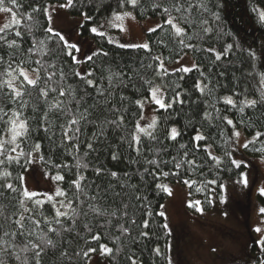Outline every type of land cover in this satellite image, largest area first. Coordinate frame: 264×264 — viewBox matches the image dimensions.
Here are the masks:
<instances>
[{"label": "snow or ice", "instance_id": "6c2138e0", "mask_svg": "<svg viewBox=\"0 0 264 264\" xmlns=\"http://www.w3.org/2000/svg\"><path fill=\"white\" fill-rule=\"evenodd\" d=\"M77 2L50 0L41 4L34 0L25 8L22 0H0V13L9 17L0 25V264H45V258L49 256L55 264H89L97 252L101 257L115 260L122 250L121 238L131 236L134 228L139 231L138 238L133 237V243L155 237L150 221L155 223L154 216L166 221V213L154 212L147 194L136 185L122 182L127 180V172L121 177L118 171L103 165L90 169V154H97L100 147H108L114 161L121 159L122 148L134 153L132 163L143 168V173L138 174L141 179L151 177L157 193L173 195L172 188L163 182L171 176L189 189L195 185L198 193L205 192L210 185H217L221 203H226L227 193L221 172L232 170L221 165L227 160L232 167L239 169L243 163L233 156L241 147L238 125L253 129L251 139L246 140L242 147L249 149L252 146V150L261 153L264 160V125L257 129L256 124L260 121L253 120L255 111L264 113V70H257L258 62L264 69V48L259 51L252 46L244 49L236 40L229 43L224 39L230 35L220 23L225 0H152L150 7L152 11L160 12L162 20L147 31L164 35L159 40L150 36L148 41L138 44L122 43L108 33L113 28L126 30L125 20L136 19L126 8L140 7L139 0H117L118 10H113L104 22L94 20L87 12L82 13L89 21L87 30L93 36L103 38L117 48L140 50L145 54L139 62L140 70L117 65L118 70L109 68L107 74L104 69L97 68V58L107 59L111 50L105 51L100 47L80 56L82 46L78 42L72 43L71 37L52 27L57 9L73 8ZM22 8L24 11L21 12ZM252 11L264 24V8L254 6ZM34 14H41L47 22L48 26L42 30L44 39H38L33 33L36 25ZM25 36L31 38L27 48L24 47ZM53 38L56 50L46 43ZM170 43L172 48H169ZM154 48L159 51H154ZM236 51L247 57L249 71L242 75L255 79L257 87L250 94L238 81L239 91L233 89L231 94L217 97L218 89L225 87L219 79L226 72L220 69ZM189 53L193 57L191 63H181ZM61 54L70 58V65L56 62ZM173 63L178 66L172 67ZM85 64L88 67L81 71L80 66ZM143 69H151V78H143ZM194 73H199V76L193 79L192 91L204 99L192 100L179 82L169 79L177 76L178 81H184L186 76ZM70 80L79 82V87H74ZM137 83L145 88L147 95L133 101V113L125 104L128 97L120 90L135 89ZM250 95L255 98H250ZM186 99L205 105L203 120L210 124L213 113H216L215 119H221L217 103L236 109L240 114L237 121L222 117L231 128V136L224 137L221 133L225 146L222 156L213 154V143L208 142L211 137L199 129L191 137V149L180 143L178 147L183 151L179 155H170L169 159L161 155L166 146L154 134L158 118L153 116L150 121L141 123L145 120V105L151 104L156 111L163 110L171 115L169 110H174L175 105H183ZM246 109L253 110V114H247ZM98 110L103 114L102 118ZM133 115L135 119H132ZM129 120L131 129L127 127ZM109 130L120 132L117 143H109ZM180 135L176 127H171L165 138L177 141ZM149 141L161 145V149L155 151L148 149L151 156L146 155L144 149V144ZM257 143L259 147H256ZM201 152L205 154L204 158L199 156ZM61 156L71 157L74 163L69 164L66 159H60ZM34 165H40L44 177L55 186L54 191L29 190L24 173L32 170ZM89 171L92 178L87 175ZM209 172L212 179L207 178ZM69 173L71 177L66 178ZM195 174L203 179L198 182L188 178ZM239 175L240 179L235 183L247 187V174L241 172ZM113 185H117L119 191ZM211 191L215 192L216 188ZM110 192L112 196H109ZM129 192L134 204L127 202ZM258 192L264 197V186L259 187ZM122 193L123 198L115 204L113 197H121ZM205 198L209 204L213 203V199ZM106 200H112L115 207L106 204ZM202 204L200 199L186 202L189 209L201 215L204 213ZM45 205L49 207L46 209ZM137 211L141 213L139 224L135 218ZM258 213L264 217V206L258 207ZM260 223L264 225V220ZM159 227L164 237L172 235L167 222ZM110 228L119 233L111 240L114 247L102 239L107 238ZM254 231L264 233V227L257 226ZM65 234H74L81 245L70 250ZM256 244L261 253L257 264H264V235ZM151 251L166 264H172L167 250L162 251L155 246ZM126 258L129 264H144L137 251L130 250Z\"/></svg>", "mask_w": 264, "mask_h": 264}, {"label": "trees", "instance_id": "16d2710c", "mask_svg": "<svg viewBox=\"0 0 264 264\" xmlns=\"http://www.w3.org/2000/svg\"><path fill=\"white\" fill-rule=\"evenodd\" d=\"M34 0H22V3L24 4L25 8L29 4H32ZM50 0H39V3L44 4L48 3ZM116 2L117 0H78L76 3V6L73 8H68V13L72 16H79L83 17L84 12H87L89 15H91L94 20H99L100 22L104 21L105 19L110 17V14L113 10L116 9ZM140 7L133 9L131 7H127L126 10L131 11L138 19L145 20L149 18H160L162 20L161 14L159 11H152L150 4L152 3V0H139ZM254 6H258L260 8H264V0H225L224 8L221 11L222 21L220 22L222 24V27L224 28L226 33H230V35H226L224 39L231 43L232 40H236L237 43L240 45L241 48L247 49L249 46H252L253 49L259 51L262 48H264V24H262L258 16L255 12L252 11V8ZM20 11H24V8L20 9ZM30 11V9H29ZM36 25L33 28V33L37 36L38 39H44V35L42 34L43 28L47 27V22L44 19V17L41 14H34ZM89 27V21L85 20L80 23V33L83 37H90L95 41L97 44V48L103 47L105 51H110V55L107 59L104 57L97 58V68L98 69H104L105 74H107V69L111 68L112 70H118L117 65L120 67H129L133 69H139V62L142 58L145 57V54L140 50H132V49H120L112 44H108L106 40L100 37H95L93 34H91L87 29ZM23 31V29H22ZM164 34L161 33L160 35H154L149 32L146 33L147 41L149 40V37L152 36L153 40H159ZM31 38L28 36H25L24 38V47L27 48L30 46ZM49 48H52L54 50L57 49V44L55 38L51 41H47ZM169 48H172L171 43L169 44ZM154 51H159L158 48H154ZM168 53L165 52V55ZM191 54V53H189ZM192 55V54H191ZM115 63H112V62ZM57 63H63L70 65L71 60L70 58H66L61 54L57 60ZM86 67L88 65L86 64ZM221 71H225L226 75L223 78L219 79V82L224 84V88H219L216 96H222L225 94H231V91L233 89H236L239 91L240 85L239 82H242V86L244 88H247L249 93L255 91L257 84L256 80L252 78H246L245 75H242V73H247L249 71L247 67V57L239 52H234L229 62L225 63L224 68L220 69ZM257 70H264L261 69L259 66V62L257 65ZM66 71H70V69H66ZM215 71V69H214ZM141 74L143 75L144 79L151 78L152 72L151 69H143L141 70ZM99 75V73H98ZM199 73L191 74L190 76H186L184 81H178L177 76L169 77L170 80L174 82H179L182 87L187 91L188 95L191 96L192 100H198V99H204L200 98L198 93H194L192 91V84L194 77H198ZM70 83H73L74 87H79V82H74L72 80L69 81ZM159 82V81H157ZM123 95L128 97V100L125 102L126 106L128 107L130 112L135 113V105L133 101L135 99H139L142 95H147L145 88L140 86V83H137V87L135 89H127V90H120ZM171 92H169V95ZM250 98H255L252 95H250ZM34 99V98H33ZM239 99V98H237ZM216 107L220 109V120L215 119L216 113H213V120L211 124L205 120H203V109L205 108V105L202 103H192L191 101L186 99V102L183 105H175L174 110H169L171 112V115L168 113H164L163 110L157 112V118L158 123L155 131V135L157 136V139L162 141V144L166 146V151H162L161 155L164 159H169L170 155H179L183 150L179 149L178 144L183 143L188 146V149H191V137L195 135L197 129H199L200 132H202L206 136H210L211 139L208 141L209 143H213V149L214 154L217 156H222L224 151V142L221 136V133H223L224 137L231 136V128L227 126L223 120V116H228L230 119H233L234 121L239 120L240 114L237 112L236 109H229L227 106H225L223 103H217ZM247 114L252 115L253 110L246 109L245 110ZM98 115L103 116L102 113L98 110ZM132 119H135V116L133 115ZM253 120H259L260 123L256 124V128L260 129L261 125H264V113H261L260 111H255V114L253 115ZM127 127L129 129L132 128L131 120L128 121ZM171 127H176L178 131L181 133V135L177 138V141H169L165 137L167 136V130ZM238 128L242 129L247 135L252 136L253 129L252 128H245L244 126H239ZM264 130V129H262ZM91 131V129L89 130ZM120 136V132L109 130V136L108 141L111 144H115L118 142ZM143 139V138H142ZM264 139V138H262ZM46 143V142H45ZM203 143V142H202ZM48 147H53L52 145H47ZM256 147H259V143H257ZM151 148L154 151L161 149V145L157 144L155 142H146L144 144L145 154L148 156H151L152 153L148 151V149ZM81 152H83V147L81 148ZM121 159L118 161H114L110 158V151L109 148L104 146L100 147L98 149L97 154L93 155L90 154V160L91 163L89 164L90 169L93 166H99L103 165L104 167L113 170L118 171L123 177V174L127 172L128 178L126 182L129 185H136L139 187L144 194H147L149 197V200L152 205V210L154 212L161 211V208L159 205H163L168 198V196L164 193H157L154 189V182L151 177L144 176L143 179H141V176L138 173H143V168L140 164H134L132 161L135 159V154L131 153L126 148L121 149ZM245 154L248 157L251 158H257L262 157L261 153L255 152L252 150V146L249 147V149H245ZM45 155L47 156L48 153L46 152ZM98 156V159H97ZM199 156L201 158L205 157V154L203 152L199 153ZM55 159V157H54ZM60 159H66L69 164H73L74 161L71 157H65L61 156ZM88 162V161H85ZM40 166V165H39ZM230 167L232 168L229 172H221V178L224 182L231 181L234 182L240 177V173L243 172L248 168V165L246 163H242L241 167L239 169H236L232 167L227 160L224 161V163L221 165V167ZM167 171L168 169L165 168ZM25 174V173H24ZM89 178H92V174L89 171L87 173ZM71 173L68 174V177L70 178ZM190 179H196L198 182L203 179V177H200L198 174L192 175L191 177H188ZM208 179H212V173L209 172L207 174ZM169 181L172 183H178L176 182V179L174 177H169L163 182ZM180 184H183L182 182H179ZM116 191H119V187L117 185H113ZM195 185L192 189H189V192L192 193L191 198L192 199H200L203 204L204 210H210L213 209L216 206L217 202H220L219 200V192L220 189L217 185H210L208 188L205 189V192L198 193L195 191ZM212 188H216V191H211ZM109 196H112V193H109ZM124 194H121V197H113V200H115V204H118L120 202V199H122ZM208 199H213V203L209 204L207 202ZM258 199L260 203L264 206V197H261L258 195ZM127 202L130 204H134V200H132V193H128V199ZM106 204H111L113 207H115V204L112 203V200H106ZM49 206L45 205V208L47 209ZM131 215V210H130ZM136 220L137 224L140 223L141 220V213L139 211L136 212ZM91 219V217L89 218ZM153 220L155 223H151V227L155 230V237L151 240H144L142 242L133 243V237L138 238V229H133L131 236L129 237H122L121 238V252L116 256L115 260H110L108 258H105L107 264H129L127 260V256L130 254V250L137 251L141 254V257L144 261V264H166L164 260H162L159 257H156L153 252L151 251L153 247L159 246L162 251H166V254L170 257V248L172 247V239L173 235L169 237H164L162 234V229L159 227L162 223L167 222L163 220L162 218L158 216H154ZM102 222V221H101ZM116 222L113 221V224ZM82 231V229H81ZM119 235L118 232H116L113 228H110L107 233V238H102L104 242L108 243L110 247H114L111 243V240L113 237ZM65 239L69 242L67 244V247L71 250L74 248H78L81 245V242L77 241L74 238V234H65ZM96 246V245H92ZM257 249L258 247L256 244L254 245V249ZM98 253V252H97ZM261 253L259 252L260 257ZM257 258L254 260L253 264H257ZM45 264H55L53 258L51 256L45 258Z\"/></svg>", "mask_w": 264, "mask_h": 264}, {"label": "rangeland", "instance_id": "374dc122", "mask_svg": "<svg viewBox=\"0 0 264 264\" xmlns=\"http://www.w3.org/2000/svg\"><path fill=\"white\" fill-rule=\"evenodd\" d=\"M8 19L6 13H0V25ZM83 21L84 16H72L68 13V8H58L52 20V27L60 30L66 37H71L72 43L78 42L82 46L78 54L80 56L97 49L93 39L81 35L80 23ZM158 22H161L160 18L145 20L137 17L134 20L127 18L124 22L125 31L113 28L109 29L108 34L122 43H143L147 41V30ZM192 58L189 54L180 62L190 64ZM171 66L178 65L173 63ZM85 68H87L86 64L80 66L81 71ZM157 112L153 105L146 104L145 120L141 123L150 121L153 116L158 117ZM238 130L241 132L239 138L241 147L233 153V156L248 165V168L243 171L247 174L248 185L245 187L235 181H226V203L217 202L213 209L204 210L201 215L186 206V202L192 199L189 196L188 187L180 183L164 182L173 191V195L168 196L163 204L164 207L161 208V211L166 213V221L173 235L170 248L172 264H253L259 255V248L254 249V245L264 233H256L254 228L264 227L260 223L264 217L258 213V207L263 206L258 199L260 195L258 189L264 186V160L262 157L251 158L245 154L242 145L252 136L247 135L240 128ZM212 151L214 154L213 148ZM24 176L29 190L54 191L55 186L50 179L44 177L39 165H34L33 169L26 172ZM239 179L240 177L237 180ZM89 264H107V262L105 257L94 253Z\"/></svg>", "mask_w": 264, "mask_h": 264}]
</instances>
